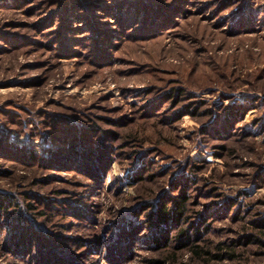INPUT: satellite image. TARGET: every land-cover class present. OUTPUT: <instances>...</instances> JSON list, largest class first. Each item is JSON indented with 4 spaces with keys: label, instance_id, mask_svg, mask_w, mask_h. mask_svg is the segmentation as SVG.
Masks as SVG:
<instances>
[{
    "label": "rangeland",
    "instance_id": "obj_1",
    "mask_svg": "<svg viewBox=\"0 0 264 264\" xmlns=\"http://www.w3.org/2000/svg\"><path fill=\"white\" fill-rule=\"evenodd\" d=\"M145 2L0 0V264H264V0Z\"/></svg>",
    "mask_w": 264,
    "mask_h": 264
},
{
    "label": "trees",
    "instance_id": "obj_2",
    "mask_svg": "<svg viewBox=\"0 0 264 264\" xmlns=\"http://www.w3.org/2000/svg\"><path fill=\"white\" fill-rule=\"evenodd\" d=\"M144 1H148V0H144ZM178 1L180 2V6L178 7L181 9L182 7L181 2L184 4L186 0H178ZM137 2L139 3L138 5H145L148 3V2L143 3V0H137ZM152 3L154 4V2H150L149 5L145 8H143L144 6L142 8L139 7V10L141 11L140 14L138 10L137 12H135L136 9H126L128 7H126L125 9L121 8L119 9V11H115V13H113L114 23L116 24V26L119 27V30L122 31L123 33H129V32L133 33V31L137 30L145 34L144 31L147 30V28H149L150 31L152 30V34L155 33L160 34V32L164 31L165 27L168 25L166 22L167 21L169 22V19H171L170 16L175 11L173 10L172 13H170L169 12L170 7H166V8L162 7L161 6L162 4H159L158 6L156 5V7H160V8H155V6L152 7L153 5ZM90 22L91 21L89 20V22L86 23L89 24ZM116 26L113 27V29L116 28ZM107 30L108 29L99 31L98 27L95 28L94 30L96 33L94 38L95 41L98 43L92 45L91 48L97 50L98 55L105 51L103 43L105 44L108 43L109 41L108 35L105 34L106 32H108ZM55 152H57V150ZM30 157L35 158L37 156L35 153H32L30 154ZM96 163L99 164V162ZM186 195L187 193L181 194L178 200L176 201L175 205L173 206L174 208L171 210H169L166 204L163 203L161 205V208L157 212L156 220L150 223L153 225L158 224V226L160 227L161 225L167 224L169 222L171 223V221L179 222L184 215V211H185L184 205L187 199ZM2 207H4V205L1 201L0 209H2ZM17 227L18 228L14 231V234L12 233V238H13V242L17 244L22 251H25L26 248H28L29 244H27L26 242V240L28 239V242H30L32 246H35V243L39 242L38 250L42 258H44L45 256H48L50 258H55L54 256H56V253L51 252L52 248L51 246L47 245L48 244L47 240L44 239V237L41 236L38 237L39 235L37 233L35 234L33 233L34 234L33 236L32 233H29L27 231V227L25 225H22L21 223H19ZM198 234H199V230L197 229L195 237L198 238ZM184 235H186L185 230L179 231L178 236H184ZM157 241H159L158 238Z\"/></svg>",
    "mask_w": 264,
    "mask_h": 264
}]
</instances>
